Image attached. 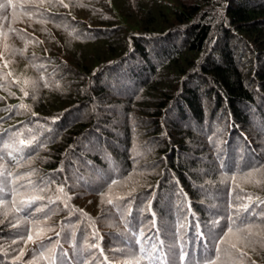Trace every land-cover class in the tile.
I'll list each match as a JSON object with an SVG mask.
<instances>
[{
  "label": "trees",
  "instance_id": "trees-1",
  "mask_svg": "<svg viewBox=\"0 0 264 264\" xmlns=\"http://www.w3.org/2000/svg\"><path fill=\"white\" fill-rule=\"evenodd\" d=\"M10 6L39 29L11 25L22 63L0 39V150L16 131L42 146L14 152L19 165L0 151L10 180L34 170L0 196L11 206L15 186L16 201L43 199L0 215V264H50L49 255L56 264H105L104 255L127 264L135 257L114 250L142 255L128 234L138 230L151 237L142 241L146 251L157 245L153 264H207L215 248H226L217 241L249 196L236 225L254 226L255 250L231 237L237 250L222 251L218 264H264V168L254 171L264 165V0ZM29 179L35 188L21 189ZM60 187L67 208L64 200L50 203ZM85 193L99 200V211L75 203ZM116 197H128L116 202L119 212L106 202ZM165 219L175 220L177 259L162 232ZM29 232L35 244L25 243ZM106 232L114 237L105 241Z\"/></svg>",
  "mask_w": 264,
  "mask_h": 264
},
{
  "label": "snow or ice",
  "instance_id": "snow-or-ice-1",
  "mask_svg": "<svg viewBox=\"0 0 264 264\" xmlns=\"http://www.w3.org/2000/svg\"><path fill=\"white\" fill-rule=\"evenodd\" d=\"M12 0H8L7 4H3L0 5V8L3 9H7L8 5L11 4ZM60 3L63 4V0H60ZM64 7H68V5L64 4ZM13 7H15V5H13ZM25 83H28V81H25ZM32 86L33 88L36 87V82L32 81ZM45 86H47V84H45ZM23 95L25 97L29 96V92L28 91H24ZM18 109H26V110H31L29 105L26 104H20L15 106ZM33 115H35V113H33ZM7 131V130H5ZM28 132H31V129L26 130ZM24 136V132L21 131H16L12 137L9 138V142H6L3 144V150H7L6 151V155L8 157H10L13 161L16 162L17 165L20 164V161L16 159V156L14 155L15 153H22L25 149H32L35 151H38L39 148L42 146L41 142L38 140L36 135H31L30 138H21ZM0 150V151H3ZM4 160V155L0 154V161ZM264 168V165L258 166L256 169H254V171H261V169ZM34 171V170H33ZM33 171H30L26 174H21V175H17L14 179L10 180L9 178L13 177V173L8 169L7 167V162H5L3 165H0V193H3L7 187L9 183H12L13 185H15V181L16 180H24L25 179V175L27 177H31L33 175ZM252 173L249 172L248 175H251ZM41 184L46 183V181H44L43 179H41V181L39 182ZM113 184L116 183L115 180L112 181ZM35 184L34 182L29 179L26 183H22L19 185V187L21 189H29V188H35ZM43 188H40V191H43ZM13 192V199L11 200V206H9L8 204L5 203L4 198L2 196H0V215H3L5 217L8 216L9 213H13V214H20L23 213L25 211V209L27 208H31L33 204H35L38 200H42L43 197L42 196H33L31 198L28 199H21L19 201H16L15 199V194H16V188L15 186L12 189ZM58 192L61 193L60 196H58L56 198V200H52L50 201V203H56L57 200H64V207L67 208L69 207L67 200L70 199V197H65L64 196V188L60 187L58 188ZM128 196H131V193L128 194ZM128 197H116V200L114 201L112 198L107 199V204L108 205H112L116 211H120L119 207L117 206V201L120 200H125ZM260 198L257 197V200H259ZM248 201L249 203L247 204H243L242 206L235 208V212H236V218L239 217V214L241 211L247 212L250 205H251V201H252V197H248ZM262 203H264V201H261ZM36 211L38 212H45V208H37ZM131 208H128L127 210V215L131 216ZM153 216L155 215L154 213L152 214ZM17 219H19L18 217H15ZM236 218H232V225L227 227L226 232L223 234V236L221 238L218 239L217 241V245H226L225 249H221L220 247H217L214 249L215 251V259L213 260H209L207 262V264H218V262L221 260V252L224 251L225 255L228 254V249L230 248L231 250H237V244L236 243H232L231 242V237H236L238 240L246 243L247 246L252 247L253 250H255V241L253 240L254 236H258L259 233L253 232V225L248 224L245 227L241 228L239 226L236 225ZM23 223L25 225H27L29 223V221L25 218L23 220ZM243 223V221H242ZM14 227H18L19 223L17 224H13ZM43 231V229H39L36 233V236L38 239H41L42 241V237L40 235V233ZM130 236L134 237L133 240V245L138 249L139 253H141L142 255L137 256V253L134 251L129 250H124V249H116L114 250V253H121V254H125L131 257H135V260H129L127 261V264H141V262L147 258L149 264H153L154 261H158L159 257H156L153 255V253L156 252V248L157 245L154 243L151 247V250L146 251L144 248V245L142 243V241H146L151 239V237L145 236L143 230H138V232H132L129 231L128 233ZM57 235H59V233H57ZM203 235V234H201ZM31 241L32 243H36V239H34L33 235L29 234L27 235V240L25 241V243ZM159 244H163L162 241H159ZM91 247L94 248H99V245H91ZM261 247H264V244H261ZM41 248H43V244L41 243ZM101 254L103 255V249H99ZM240 254L246 255V253H244L242 250H240ZM23 255V251H21L20 255H18L16 257V259H20V257ZM185 255H187L185 253ZM45 259L50 261V264H56V259L54 257V255H49L44 257ZM103 260L105 261V264H113V262L115 261V255L113 256V260H109V257L104 255L103 256ZM116 264H119V262H116ZM253 264H255V262H253Z\"/></svg>",
  "mask_w": 264,
  "mask_h": 264
},
{
  "label": "rangeland",
  "instance_id": "rangeland-1",
  "mask_svg": "<svg viewBox=\"0 0 264 264\" xmlns=\"http://www.w3.org/2000/svg\"><path fill=\"white\" fill-rule=\"evenodd\" d=\"M7 3H8V0H0V5L7 4ZM13 23L15 25L23 26L24 28H29L34 31L39 29V25L37 23H29L24 13L20 11L18 13L13 12V9L10 6V4L8 5L7 9L0 8V27L2 28L0 39L2 41L3 46L6 45L5 48L11 47L9 51L12 55L14 54L13 57L15 58V60H17L18 62L20 61V63H22L23 58L20 57V55H18L20 53V44H18L19 38L17 37L16 32L12 30L11 28V25ZM6 35H7V38H6ZM6 42L9 43V45ZM74 200H75V203H78V205L84 206L87 211H93V213L99 211V208H97V205L101 203L90 193H85L84 195H79V194L75 195ZM115 221L116 219L113 222ZM174 221H175L174 219L173 220L165 219L164 224H162L161 228H163L162 232L165 237L166 235L169 238L171 237L170 242L168 240L167 247L170 249L171 255H173L174 258L177 259L178 254L176 253L175 247L171 244L174 240V235H172ZM108 222L109 221H105L101 223V225L105 226ZM113 237H114L113 234H111L110 232H106L105 241H108L109 238H113ZM33 247H34V244L30 246L29 250H32Z\"/></svg>",
  "mask_w": 264,
  "mask_h": 264
}]
</instances>
